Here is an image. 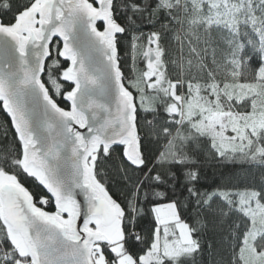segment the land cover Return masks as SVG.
<instances>
[{
  "label": "snow or ice",
  "instance_id": "1",
  "mask_svg": "<svg viewBox=\"0 0 264 264\" xmlns=\"http://www.w3.org/2000/svg\"><path fill=\"white\" fill-rule=\"evenodd\" d=\"M36 3L0 0V264H264V0H112L121 90L75 126L74 230L49 193L27 203L35 177L15 162L34 143L28 50L51 22L17 23ZM107 218L117 234L98 239Z\"/></svg>",
  "mask_w": 264,
  "mask_h": 264
},
{
  "label": "water",
  "instance_id": "2",
  "mask_svg": "<svg viewBox=\"0 0 264 264\" xmlns=\"http://www.w3.org/2000/svg\"><path fill=\"white\" fill-rule=\"evenodd\" d=\"M35 11H41V19L51 22L44 29L43 46H30L28 50L24 69L27 83L21 93L24 117L34 143L26 149L20 164L54 198L57 211L68 212L64 223L74 230L78 213L88 211L81 189L72 183L76 174L72 164L82 163L83 153L78 149L84 141L75 126L98 123L93 116L102 117L101 105L114 104L121 90L122 73L117 67L115 47L105 43L109 38L114 39L119 26L112 18V0H96V4L91 0H70L65 4L59 0L55 4L37 0L18 17L17 23L26 21V26L31 28ZM101 20L103 29L97 25ZM56 35L61 37L55 40L60 43L58 56L69 63L62 75L63 81L72 86L64 95L68 108L52 98L42 79ZM6 39L0 35V41ZM21 191L30 205L32 193ZM117 231L118 223L107 218L97 238L112 239Z\"/></svg>",
  "mask_w": 264,
  "mask_h": 264
},
{
  "label": "trees",
  "instance_id": "3",
  "mask_svg": "<svg viewBox=\"0 0 264 264\" xmlns=\"http://www.w3.org/2000/svg\"><path fill=\"white\" fill-rule=\"evenodd\" d=\"M93 1V0H91ZM15 3L16 0H13ZM20 3H23L24 0H19ZM7 7V4L4 5ZM60 48V43L58 41H55L52 46V57L49 59L46 65L45 74L43 76V82L47 86L50 95L52 98L63 108H68V104L64 103V95L67 91H69L72 86L62 79L63 72L68 67V64H64V60L61 59L58 56V51ZM134 57H138V52L134 53ZM125 71H127V68H125ZM130 77H135V79H128V83L130 85H134L137 87L142 86L141 85V70L137 67L136 63L134 62L132 64V70L130 73ZM16 163L20 164V161H15ZM21 165V164H20ZM0 171H3L2 168H0ZM31 193L32 195L35 194L36 196H39L41 198V203H47L49 201V197L45 195V191L38 185L37 182L32 184L31 187ZM27 264V262H25Z\"/></svg>",
  "mask_w": 264,
  "mask_h": 264
}]
</instances>
